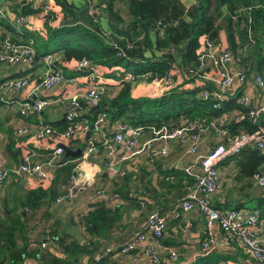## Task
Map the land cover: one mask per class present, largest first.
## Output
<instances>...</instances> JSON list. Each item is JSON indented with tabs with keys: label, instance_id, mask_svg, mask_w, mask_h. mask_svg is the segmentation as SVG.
Returning a JSON list of instances; mask_svg holds the SVG:
<instances>
[{
	"label": "trees",
	"instance_id": "16d2710c",
	"mask_svg": "<svg viewBox=\"0 0 264 264\" xmlns=\"http://www.w3.org/2000/svg\"><path fill=\"white\" fill-rule=\"evenodd\" d=\"M6 1H17L12 12L26 17L47 10L43 24L49 30L46 40L37 36V32L21 29L34 40L38 60L46 54L62 52L63 64L60 66L64 73L79 75L77 71L70 72L68 67L86 58L109 79L122 80L130 74L136 76L150 73L147 82L156 80L157 86L163 88L167 85L165 77L169 72L177 70L180 75L181 82L174 74L171 87L162 96L155 98L133 97L134 84L119 83L117 86L121 88L116 96H104L96 110L87 112L86 116L91 120L105 113L110 125L120 122L133 127L159 128L162 125L179 124L183 116L211 120L231 110H241L245 115L248 109L237 102L239 88L227 94L228 101L221 103L219 109H213L212 103L202 100L200 92L213 86L197 80L189 70L195 67L197 54L202 50L206 39L228 47L242 66L250 65V71L264 81V0H195L189 7H185L180 0H43L38 9L23 6V0ZM124 2L125 8L120 5ZM58 17L62 19L60 26L50 24ZM0 26L5 33L18 35L6 17L0 16ZM249 31L252 37L248 36ZM222 33L225 34L226 44L220 41ZM5 37L4 33L0 35L2 39ZM26 38L21 41H26ZM12 40L19 42L14 38ZM52 44L56 47L54 51L47 49ZM119 51L122 52L121 56H118ZM37 64L38 61L29 65L25 73L32 71ZM137 92L146 93L140 90ZM65 125V120L56 124L61 130ZM227 128L231 135H237L241 132L253 133L258 127L245 115L240 121H231ZM80 133L86 138L89 136L81 131L78 134ZM58 137L59 133L50 139ZM74 138L69 141L72 145L68 146L80 145ZM13 148L11 145L5 150L10 157L13 156ZM229 158L239 162V180L252 177L254 173L261 171L264 164V155L252 147H245ZM73 167L74 164L68 162L49 173L43 183L36 184L35 189L19 195V198L14 195L15 197L0 202V264H24L30 258L38 264H75L74 258L81 254L92 259L96 248L91 241L87 246H79L66 244L64 240L61 258L51 246L54 242L59 244L56 238L40 239V234L37 233L35 249L29 247L33 241V229L28 226L29 221L35 218L36 211L43 205L51 206L54 203L60 193V186L68 183ZM161 174L162 177L156 181L158 190L167 191L178 198L185 195L187 187H192L195 181L184 171L174 167ZM133 176L130 173L122 179L114 180V192L123 197L122 188L132 182ZM171 177L175 183L170 181ZM122 183L123 186L118 187ZM147 192L151 194L149 190ZM48 196L51 201L46 203ZM152 199L155 200L154 195ZM171 200L173 199L169 201ZM132 201V205L138 208L137 202ZM16 205L21 206V212H25L23 208L27 207L31 214L23 216L16 211ZM256 208V220L264 219V199L258 200ZM50 217L47 212L34 221L41 222ZM82 220L87 233L97 235L110 230L120 218L117 209L111 210L104 203H97L94 210L89 211ZM44 242L49 245L46 249H41ZM76 260L80 261L78 258Z\"/></svg>",
	"mask_w": 264,
	"mask_h": 264
},
{
	"label": "built area",
	"instance_id": "2783aa9c",
	"mask_svg": "<svg viewBox=\"0 0 264 264\" xmlns=\"http://www.w3.org/2000/svg\"><path fill=\"white\" fill-rule=\"evenodd\" d=\"M43 0H23V6L37 9ZM43 12V11H42ZM44 20L47 16V10L43 12ZM2 18H8L9 23L19 31L25 28L30 31L40 33L41 29H35L29 21L30 17L23 15L10 14L4 10L0 11ZM60 17L50 24L62 23ZM164 28V25L162 26ZM21 31V30H20ZM250 33V31L248 32ZM122 52H118L121 56ZM36 48L34 40L30 37L26 41L14 42L12 38H0V65L9 67H28L34 63ZM44 71L38 79L37 84L32 85L30 76L20 78H10L0 82V95L23 93L25 100L19 105L18 113L23 124L15 130L18 141L24 144V153L21 163L13 168H6V158L4 150L0 147V187L8 178V175H25L33 177L36 184L43 183L49 173L53 172L62 164L64 157V148L61 145L55 146L49 150L44 159L39 162L34 160L35 154L28 148V141H44L53 137L54 130L51 125L46 123L41 115L46 109L53 106H59L64 111V120L66 122L64 132L61 138L64 141H70L81 131L89 134L84 140L81 149V155L75 159V168L73 174L64 187L62 196L56 198L55 203L71 201L77 194L84 192L88 187L81 181L79 168L84 163H88L93 158L102 156V163L110 175V178L119 174L122 165L131 164L139 159H145L152 163L159 159H167L172 152L171 144H176L183 149L182 159L194 157L191 163L184 167L180 161L175 163V167L182 169L188 176L195 181L192 189L186 197L179 200L169 209L168 216L172 220H178L182 215L193 210L198 211L205 217V225L208 231L217 226L222 232L225 244L230 241L240 245L258 264H264V238L257 235L254 226L257 220L254 215L227 210L221 212L209 204V199L218 193L222 188L219 180L217 166L231 154L239 153L245 147L257 149L264 155V130L261 123V117L264 115V81L263 79L250 71V65H238V70L231 72L228 66L234 63L232 51L221 44H215L206 39L202 50L197 54L196 65L189 73L197 80L211 84L213 88L205 89L200 92L204 102L212 103L213 109H219L220 104L227 101V94L232 91L235 83L241 87V94L237 99L238 104L248 109L245 114L248 120L258 128L253 133L241 132L237 135H231L227 125L231 121H240L241 111L237 114H223L216 119L195 118L189 119L181 117L179 124L162 125L155 127H133L127 123H115L111 126L112 133L107 128V115L101 113L95 120L86 116L87 112L99 106L101 99L106 96V83L109 79L104 77L102 72L92 65L86 58H82L72 66L73 71L79 75H66L60 66V60L54 53L46 54L42 57ZM176 73V72H175ZM174 72H169L165 79L167 85L160 91H167L173 84ZM150 73L142 75H128L126 78L115 81L116 84L129 82L132 85L137 82H147ZM177 78L179 74L176 73ZM252 81L260 91V99L253 101L250 95L245 91V85ZM158 85L154 80L151 82ZM82 87V90L70 92L72 88ZM56 87L65 90L60 96L47 99L41 96L44 91H50ZM33 117L34 122L27 123V119ZM213 132L215 141L213 145H208L206 150L199 151L203 135ZM253 183L264 188V168L254 173L251 177ZM99 198H116L118 195H109L107 188L97 191ZM143 207V203L141 204ZM25 211L29 210L25 208ZM166 229V216L159 211L149 213L146 222L140 230L132 233L131 237L121 245L117 250L121 255H129L133 262L138 258L145 256L153 263L160 261L159 240L164 236ZM214 244L210 234L204 237L202 246L204 249H210ZM46 245L42 244V248ZM112 249L105 252V256H110ZM174 257V253L169 254ZM103 256L97 257L96 261L103 264H111L105 261Z\"/></svg>",
	"mask_w": 264,
	"mask_h": 264
},
{
	"label": "crops",
	"instance_id": "0c3cea01",
	"mask_svg": "<svg viewBox=\"0 0 264 264\" xmlns=\"http://www.w3.org/2000/svg\"><path fill=\"white\" fill-rule=\"evenodd\" d=\"M180 1L185 7H189L195 2V0ZM13 3L16 6L18 2ZM125 4L126 3L124 2L120 5L121 7L125 8ZM2 7L0 11L5 9L8 15L15 14L12 11H9L6 8V5L3 4ZM28 17H30L29 21L32 23L35 29L43 28L45 20L40 18L38 14ZM51 23H53V21ZM25 30L28 32L30 31L27 29ZM3 33L6 37H13L18 41L24 40L25 37H29L23 33L22 29L21 31H18V35H14L11 33H5V31L0 26V35H3ZM248 36L252 37L251 31ZM220 41L223 42V44H226L224 33L221 34ZM53 53L58 56V59L61 62L60 64H63L62 52ZM242 55H244V52H242ZM36 62H34V64ZM238 65L240 66L241 64L234 57V63H231L228 68L231 72H235L238 70ZM26 68L27 67H9L6 65H0V82L10 78L30 76L32 79L31 84H37V82H39L38 79L41 77L44 71L43 62L41 60H38L37 66L33 68L32 71H28L27 73H25ZM68 68L70 72L73 71L72 64ZM65 74L69 75L68 72H65ZM112 79H109V83H106V95L108 97L116 96L121 88L120 86H117L119 84H116V82ZM138 83L139 85L136 87V89L145 91L141 88L143 87L141 85L142 82ZM238 88L239 91L237 95L239 98V95L242 92L241 87L238 83L234 84L230 93H233ZM244 88L245 91H247V93L250 95V98L253 99V101H256V99L258 98L260 99V91L256 88L255 84L252 81H249ZM61 89L64 88L56 87L54 89H51L50 91H44L43 93H41V96L47 99L55 98L57 96H60L61 93L65 91H60ZM77 90L81 91L82 87L80 86L72 88L70 92H75ZM132 95L133 97L144 96L142 94L137 95V93H135V95ZM24 100L25 95L23 93L7 94L4 96L0 95V147H2L4 150L6 158V168L8 169L16 167L21 163V159L25 151L24 144L22 143V141H18V137L15 134V130L23 124V119L20 118L18 113V107ZM226 100L228 101L227 96ZM237 111L241 110H231L223 114L233 115L237 114ZM241 115H244L242 111ZM263 117L264 115L261 117V126ZM41 118L46 123L52 126L54 135L59 133L60 138L58 137L50 139V137L46 141L41 142L28 141V148L35 154L34 160L36 162L44 159L45 154L57 145L66 146L72 151H75L76 149H82L84 140L86 138V136H84L83 134H77V136L75 137L76 139L74 138V140H77L80 144L78 146L76 144H74L73 146H68V144H70L69 141H64L61 138L64 129L61 130V128L56 126V124L64 120V111L62 110V108H60L59 106L49 107L41 115ZM189 119L192 120V118ZM26 121L27 123L31 124L35 121V119L33 117H29ZM106 126L109 130V133L111 134V126L113 127V124L110 125L109 121L107 120ZM214 141V133H206L202 137L199 151L203 153L208 145H213ZM11 145H13V149H15L13 150L12 157H10L8 155V152L6 153L5 151ZM171 148L172 152L167 159H159L152 163L148 162L145 159H139L131 164L122 165L119 174L111 178L110 175L107 174V171L103 166L102 156L96 159L93 158L88 163L79 165L81 166L79 168L80 179L81 181L86 183V186L88 188L84 192L77 194V196L71 201H63L62 203L57 204L55 203V199L54 203H52L51 206L43 205L39 211H36V216L34 218L35 220H39L40 217L46 215L47 212L50 213L51 217L49 219L47 228L42 227L43 229L40 230L38 228L41 227L42 221H35V223H33L34 219L29 221L28 226L32 227L33 229L32 238H35L37 232L39 233V231L40 233H46L40 239L56 238L59 241V244L57 245L54 242V244H52L51 246L56 249L53 251H55L59 258L63 256L60 251L63 247L62 242L64 240L66 244L73 243L79 246H87L86 244L91 241L96 248V252L94 253L92 259L86 256V254H81L74 258L75 264H98L99 262L96 261V258L100 256H103V259H105V261H109L111 264H258L253 259H251L248 253L236 242L230 241L228 244H225L222 232L217 226H214L210 231H208L205 225V217L198 211L193 210L187 214H184L178 220H172L168 216L169 209L179 200L186 197L193 187H187L186 194L179 198L176 196H172L171 193H168L167 191L158 190L156 181L157 179H160L162 177V171L170 169L172 167L177 170L183 171L182 169L175 167V163L182 159L183 149L176 144H171ZM232 155L234 154L229 155L217 166V172L219 175V180L222 183V188L218 193L213 195L208 200L209 204L213 208L221 210V212L227 210H235L237 212L248 213L249 215L253 213V215L257 218L258 211L256 206L258 200L264 199V188L257 187L253 183L251 177L242 180L238 179L237 164L239 162L230 160L229 157H231ZM65 158L66 157H63L61 161L62 164L59 167L66 165L68 162H72L74 164V170L76 158L67 157L74 159L71 161H65ZM193 158L194 157H187L185 159L183 158L180 161V165L184 167L187 163H191L193 161ZM263 168L264 164L262 165L261 169ZM130 173H132L134 176L131 179L132 182L127 183L122 188V197L120 196V194L114 192L113 181L118 180L119 178L122 179L128 176ZM34 181L35 180L33 177H26L25 175H14L10 173L6 181L0 187V202L4 199L9 200L11 197H15L14 195L19 198V195L22 196L25 192L35 189L36 183ZM170 181L172 183H175V180L172 177L170 178ZM123 184L124 183L118 185V187H122ZM64 186L66 185L60 186V193L56 198L63 195ZM105 187L107 188V192L110 196L116 194L119 198H99L97 191ZM145 189L149 190V193L151 192V194H148L147 190ZM152 195H154L155 200L152 199ZM170 199L173 200L169 201ZM132 200H134L135 203L137 202L138 208L137 206L135 207L132 205ZM50 201L51 197L49 200H47V198L45 199L46 203ZM97 203H104L106 207L111 210L117 209L120 221L117 222V224L114 227L110 228V230H108L107 232H100L97 235H89L85 229L84 221L82 219L87 215L89 211L94 210V205ZM142 203L143 207L141 206ZM25 208L27 207L23 208L24 211ZM152 211H159L164 216H166V229L164 232V236L159 240L160 261L159 263H153L149 258L141 256L138 258L137 262H133L131 256L121 255L117 249L131 237L133 232L141 229L143 224L146 222L149 213ZM21 213L23 216H29L31 214V211H25ZM52 227L56 233L53 231L50 233ZM35 228H37L38 230ZM93 229L95 230V227H93ZM254 230L256 231L257 235L264 238V219H259L257 221V225L254 226ZM208 234L212 236L214 244L210 247V249L207 250L203 248L202 242L204 237H206ZM33 241L30 242L31 244L29 245V247L35 249L36 241ZM43 244L46 245V242H44ZM48 245L49 244H47L46 247ZM46 247L41 249H46ZM108 249H112L111 257L104 255ZM171 252L174 253V257H171L169 255ZM77 258L80 259L79 262H77ZM24 264L38 263L36 260L30 258L26 259Z\"/></svg>",
	"mask_w": 264,
	"mask_h": 264
},
{
	"label": "rangeland",
	"instance_id": "374dc122",
	"mask_svg": "<svg viewBox=\"0 0 264 264\" xmlns=\"http://www.w3.org/2000/svg\"><path fill=\"white\" fill-rule=\"evenodd\" d=\"M17 2V1H16ZM7 3H9V4H7ZM6 5V8L9 10V11H13V9H14V7H15V5H14V3L12 2V1H6V0H0V9H2L3 7H2V5ZM42 5V4H41ZM41 5H39L38 7H37V9L38 8H40V6ZM2 7V8H1ZM4 10V9H3ZM59 12H60V10H59ZM11 13V12H10ZM36 14H38V16L40 17V18H42V19H44V15H43V12H40V13H36ZM35 14V15H36ZM62 17V16H61ZM56 24V23H55ZM12 26V25H11ZM13 26H15V25H13ZM12 26V27H13ZM15 27H17V26H15ZM14 27V28H15ZM50 27V26H49ZM17 28H19V27H17ZM17 28H15V30H16V32L18 33V30H17ZM22 28V27H21ZM51 28H53V27H51ZM54 29V28H53ZM29 32H36V31H29ZM48 32H49V30H48V27L47 26H44L43 28H42V31L40 32V33H38V35L37 36H39L41 39H43V40H46L47 38H48ZM48 50H51V51H54L55 49H56V47L55 46H53V44L52 45H50L48 48H47ZM176 73H178L177 72V70L175 71ZM174 72V74L176 75V73ZM131 75V74H130ZM113 81H117L116 79H112ZM178 81L179 82H181V78H180V75H179V77H178ZM139 85V83H136V84H134V86H135V88L137 87ZM141 85L143 86V87H141L143 90H145L146 91V93H141V92H137V90L138 89H135V88H133V94L135 95V93H137V95L138 94H142V95H144V96H147V97H153V98H155V97H159V96H162L165 92H163V93H161V89L162 88H160V87H158L157 85H154V84H152V83H149V82H142L141 83ZM68 184V183H67ZM67 184H66V186H67ZM65 187V186H64ZM0 205H1V203H0ZM9 205H11V204H9ZM8 205V206H9ZM10 207H12V205L10 206ZM16 207H17V209H16V211H20L21 210V206L20 205H16ZM33 223H35V221L33 222ZM32 223V224H33ZM48 224H49V220H44V221H42V223H41V227L40 228H38L39 230L40 229H43V228H47V226H48ZM43 227V228H42ZM34 228V227H33ZM35 229H37V228H35ZM37 229V230H38ZM55 232V230L53 229V227L51 228V231H50V233L51 232ZM38 233V232H37ZM56 233V232H55ZM39 234H40V237H42L43 235H45L46 233L45 232H43V233H40V231H39ZM32 239H34V241L33 242H35L36 240H35V238H32ZM31 244V243H30ZM34 244V243H33Z\"/></svg>",
	"mask_w": 264,
	"mask_h": 264
},
{
	"label": "water",
	"instance_id": "95a60500",
	"mask_svg": "<svg viewBox=\"0 0 264 264\" xmlns=\"http://www.w3.org/2000/svg\"><path fill=\"white\" fill-rule=\"evenodd\" d=\"M38 56H36L35 57V60H34V62H36V61H38ZM34 64V63H33ZM98 107H94V109L96 110ZM93 110V109H92ZM262 127H263V130H264V117H263V121H262ZM63 148H64V151H65V153H64V157H72V158H77V157H79L80 156V154H81V150L80 149H76L75 151H72V150H70L69 148H67L66 146H63ZM50 199V197H47V200H49ZM251 215H253V213L251 214Z\"/></svg>",
	"mask_w": 264,
	"mask_h": 264
}]
</instances>
